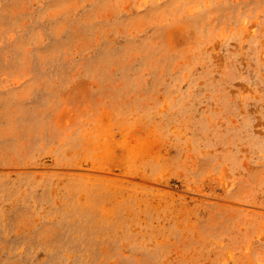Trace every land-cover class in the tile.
Returning <instances> with one entry per match:
<instances>
[{
	"label": "rangeland",
	"instance_id": "374dc122",
	"mask_svg": "<svg viewBox=\"0 0 264 264\" xmlns=\"http://www.w3.org/2000/svg\"><path fill=\"white\" fill-rule=\"evenodd\" d=\"M0 264H264V0H0Z\"/></svg>",
	"mask_w": 264,
	"mask_h": 264
},
{
	"label": "bare ground",
	"instance_id": "6f19581e",
	"mask_svg": "<svg viewBox=\"0 0 264 264\" xmlns=\"http://www.w3.org/2000/svg\"><path fill=\"white\" fill-rule=\"evenodd\" d=\"M155 151V150H154ZM132 152H133V150H132ZM137 152H139V151H137ZM104 153V152H103ZM105 154V153H104ZM143 154H144V152H143ZM137 155V154H136ZM140 155V154H139ZM138 156V155H137ZM137 156H136V158H137ZM143 156V155H142ZM148 156V155H147ZM113 157V156H112ZM127 158V157H126ZM139 158V157H138ZM145 158H146V156H145ZM130 159V158H129ZM143 159V158H142ZM107 160V159H106ZM125 160V159H124ZM136 160V159H135ZM139 160H141V159H139ZM99 161H100V159H99ZM111 162H114V161H112V160H110ZM126 162H128L127 160H125ZM132 161H133V159H132ZM146 161V160H145ZM96 162V161H95ZM139 162V161H138ZM121 163H122V160H121ZM134 163V162H133ZM130 165V164H129ZM128 165V166H129ZM127 167V166H126Z\"/></svg>",
	"mask_w": 264,
	"mask_h": 264
}]
</instances>
